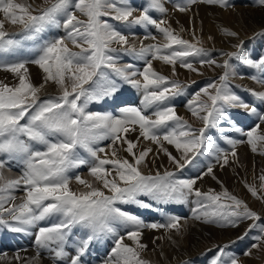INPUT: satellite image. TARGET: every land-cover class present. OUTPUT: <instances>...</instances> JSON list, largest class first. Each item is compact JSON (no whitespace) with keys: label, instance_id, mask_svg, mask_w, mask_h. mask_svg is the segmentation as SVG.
I'll use <instances>...</instances> for the list:
<instances>
[{"label":"snow or ice","instance_id":"snow-or-ice-1","mask_svg":"<svg viewBox=\"0 0 264 264\" xmlns=\"http://www.w3.org/2000/svg\"><path fill=\"white\" fill-rule=\"evenodd\" d=\"M44 2L48 6L37 9L15 0H0V14L3 15V20H0V53H9L20 47V41L11 38L5 30L4 21L21 25L25 38L32 39L46 26H61L58 18H62L66 33L64 37L42 43L38 56L30 61L45 74L44 83L39 87L29 79L26 66L29 61L0 62V70L10 72L18 79L15 86L0 84V225L12 232L27 233L30 229H36V246L48 249L57 264L65 257V246L72 229L76 227L86 230V235L79 240L77 254L70 257L68 264H80V257L89 245L104 236L114 237L115 244L103 264H147L140 256V252L146 248L140 242L142 230L146 227L178 230L179 218L171 216L167 224L146 225L138 215L117 205L151 208V204L139 197L166 204L185 203L189 196H194L197 205L193 209L195 219L231 228L239 227L244 221H252L237 240L258 229L255 236L257 243L251 245V249L264 248V220L247 204L226 190L219 194L211 191L203 193L195 187L196 179L178 178L173 171L166 170L162 175L159 172L144 175L140 166L153 150L134 151L138 142L128 140L125 135L138 127L140 136L159 145L158 150L168 157L177 170L191 165L197 156L205 153L214 155L217 163L223 161V167L229 163V156L236 157L235 149L243 141L225 137L231 151H222L214 141L207 139L205 133L210 128H216L221 119L230 118L227 108H242L256 116L259 123L247 131L238 127L229 130L245 136L254 153L258 151V145L264 148V131H261L264 111H258L257 107L246 103L230 89L229 77L236 75L231 71V65L227 61L217 65L225 69L219 81L197 91L188 103V110L203 123V127L196 130L179 117L175 106L169 103L183 94L184 86L156 72L152 61L171 65L173 75L177 63L195 72L197 69L188 58L206 52L202 47L181 38L167 26V20H157L151 15L152 11L161 15L167 13L163 0H147V6L140 9L132 6L129 0ZM196 3L228 7V0H186V3H177L174 7L177 11L185 12ZM258 3L264 6V0H258ZM137 11L139 15H134ZM104 17L129 27L153 26L162 35L164 43L142 45L137 49L134 44H129L134 34L130 37ZM225 34L237 35L226 30ZM149 38L157 39L156 36L144 37ZM69 44L80 51H72ZM113 45L136 59H143V69L137 70L132 63L120 66L117 58L111 55L117 51ZM235 47L240 49L242 45ZM225 55L242 59L249 68L264 73V57L244 58L239 51ZM205 63L212 65L216 62L201 61V65ZM102 69H110L116 78L142 91L143 107H122L119 116L87 111L89 103L99 102L119 90L117 80L110 78ZM251 78L264 86V79ZM49 82L57 86L60 94L41 99L39 93ZM250 94L264 103V91H251ZM201 96L207 97L210 103L202 101ZM148 109L153 110L151 116L145 114ZM105 140H110L111 146L118 142L126 144L124 151L132 157V162L118 158L115 149L111 152V158H101L100 154L106 152L105 148L94 145ZM162 141L173 145L180 155L177 157L169 153ZM77 149H83L91 157L89 174L100 183V188H94L78 175L75 176L76 182L89 191L77 193L70 188V170L89 163L79 156ZM13 161L22 165L21 174L15 179H5L3 170L10 168ZM109 165L110 169L106 167ZM210 174H213L212 164L203 173ZM260 181V190L264 191V176L260 177ZM17 190L24 193L19 204L15 203L17 197L13 195ZM104 190L109 194L106 195ZM248 191L254 198L264 201V196H258L256 187L248 186ZM53 218L56 222L48 226L41 224ZM117 226L127 229L126 238L136 247L124 243L125 236L118 235ZM232 243L235 241L218 245L209 264H239L238 257L228 255ZM251 249L246 250L244 255L250 256ZM225 257H228L227 260Z\"/></svg>","mask_w":264,"mask_h":264},{"label":"rangeland","instance_id":"rangeland-1","mask_svg":"<svg viewBox=\"0 0 264 264\" xmlns=\"http://www.w3.org/2000/svg\"><path fill=\"white\" fill-rule=\"evenodd\" d=\"M139 1L142 2V4H144V7L147 6V0H139ZM163 1H164V5H167V12L172 15V18H176V19L180 15H177L179 12L175 9L174 6L177 3H181V4L186 3V0H163ZM15 2L23 3V4H31L33 8H37V9L48 6L45 4L44 0H15ZM129 2L131 4H134L130 0ZM210 6L211 7L217 6V8H219L218 5H214V6L209 5V7ZM231 7H233V10H228V8H231ZM136 8L138 7L136 6ZM225 9H226V16L228 17V20L231 22H234V25L236 27L235 33H238V32L244 33L243 40H240L239 42V45H242L240 49H237L236 47L229 48L227 46H219V47L215 46L214 47L212 45L213 37L210 36V38H207L204 35V33L198 32L199 30L197 29L189 30L186 26L184 27L183 31L179 30V31H174V32L179 34L181 38L188 40L189 42L193 44H196L197 47H202L203 49H205V52H206V54L204 55L188 58L189 62L193 64V66L197 69V71L195 72L189 71L186 68L180 67L179 63H177L175 66V75H173L171 65H165L161 61H157V60L152 61L153 69L156 72H158L161 75H164L169 80L177 81L181 85L184 86L183 94L175 97L174 99L169 101V103L175 106L177 115L181 117L183 120L187 121L196 130H199L201 127H203V123L202 121H200L199 119H197L196 117L192 115V113L188 110L187 105L194 98V94L197 91L206 87L208 84L212 82L219 81V77L224 74L225 69L223 67H218L217 65H223L225 61H227L231 65V71L236 73L235 76L229 77L228 85L230 89L234 93L238 94L246 103H249L250 105L257 107L258 111H264V103H261L260 101H258L259 103L256 104L257 102L256 99L250 94L251 91H256L254 89V85L259 86V84L253 81L251 77L256 76L258 78L264 79V73L260 72L257 69L249 68L247 65L243 63L242 59L238 60L235 57L230 58L229 56L225 55V53H233V52L239 51L243 54L244 58L257 59L260 57H264V21L261 24H258L259 26H261L259 29L252 31L251 22L237 20V17L239 16L233 15L234 11L236 12V15H237V13H239L241 10H248V9H251L255 12L259 11L264 14V6L260 5L258 3V0H228V7L222 8V10H225ZM222 10L219 8L217 16L220 15ZM153 12H151V15ZM134 15H139V11L134 13ZM229 16H232V17L229 19ZM161 17L162 15L159 13V16H157L158 18L157 20H159ZM81 18L84 19L83 17ZM103 19L107 20L109 23L113 24L119 30L123 31L125 34H129L130 36H132V33L130 32V30L134 28H139L140 32L144 33V34L141 33L142 35L140 34V36H139L140 32L136 34L134 33V36H139V37L156 36L157 38L156 40H152L151 38H149V40L151 39L150 41L151 43L149 42L147 43V45L153 44V43L155 44L164 43L162 35L153 26H147V27L131 26L129 27L127 25L113 21L109 17H104ZM58 21L61 26H57V25L46 26L43 32L36 34L34 38L32 39H28L29 48H27V51H28L27 53L29 57L26 61H31L37 57L39 46L42 43L52 40V39L61 38L65 36L66 33H65L64 28L62 27L63 19L58 18ZM245 23H250L249 24L250 26L248 25L245 26ZM17 25L14 28V30L13 28H11L8 31V33L10 32L9 33L10 36L13 35L15 32H17V29L19 28V24ZM167 26L171 27L172 25H167ZM41 35L45 37L44 42H41V39H40ZM141 39H144V38H141ZM197 41H199V44H197ZM138 42H139V47H141L144 44L143 40L134 41L132 40V38H130L129 40V44L130 45L134 44L136 48L138 46V44L136 45V43ZM143 46H145V44ZM69 47L74 52L80 51V49L72 47L71 44H69ZM113 47H116L117 51L111 53V55L117 58V62L120 66H123L127 63H132L137 70L143 69L142 66H144L145 64L144 63L145 61L143 59H140L139 63H137L138 59L134 58L130 54H127L121 51L119 49V46L113 45ZM13 56L14 55H12V58ZM202 60L204 61L214 60L216 63L212 65H209L207 63L201 65ZM35 66L39 67L36 64ZM102 71L108 73L110 78H114L117 80V83L119 85V90L114 95L110 97H106L99 102L89 103L86 109L87 111L112 113V115L114 116H119L120 115L119 109L122 107H126V106H134L138 108L143 107L142 91H138L137 89L133 88L130 84L125 83L119 80L118 78H116L114 74L111 73L110 69H102ZM14 76L15 75L12 74V77ZM86 87H88V85H86ZM48 90L50 89L47 86H45L41 90V93H39L41 99H44L48 96H57L60 94L59 89L57 88L56 85L54 88V92H51V90L50 91ZM45 92L46 94H44ZM201 100L210 103V101H207V97L201 96ZM111 105H113V107H111ZM260 105L262 106L260 107ZM107 106H109V108ZM106 109H110L114 111L108 112ZM226 110L230 118L226 120L221 119L218 122L217 127L208 129L205 135L209 141H214L219 149H221L222 151H227V152L231 151V146L226 143L224 139L225 137L243 141L242 143H239L235 149L237 153L236 157L233 158L229 156V163L227 165H224L223 167H221V164L223 163V161H220L219 163H217L214 155L210 156L205 153L204 155L197 156L191 165H188L182 170H177L169 162L168 157L164 154V159H159L158 157L157 162H155L153 166L142 164L140 166V170L144 175H155L157 172H159L162 175L167 170V171L176 172V176L178 178L196 179L199 182L196 183L195 187L203 193H209L211 191L213 193L219 194L226 190L230 195L235 196L238 199L242 200L245 204L248 205L250 210L256 212L258 215L261 216L262 220H264V201H262L261 199L254 198L251 195V193L248 191V186H254L258 189V196H264V191L260 190V185H261L260 177L264 176V154H261V152L264 151V148L258 145V151L254 153L251 150V146L246 142L247 138L245 136L240 135V133H237L234 130H229V129H234L238 127V128L243 129L244 131H247V130H250L255 125V123L257 122L259 123V121L257 120L256 116L251 115L249 112H247L246 110L242 108H227ZM152 111H153L152 109H148L145 114L152 115ZM244 115H246L245 117L252 116L253 118L249 123H245L244 120H242ZM261 126H262L261 131H264V124H262ZM135 131L139 133L138 127L136 128ZM133 133L134 131H129L127 134L130 135L132 138L134 136L133 139L135 140L143 141V138L141 139L140 137L137 138L136 134L133 135ZM162 144H163V147L166 148L167 151L171 153L173 156L178 157L180 155V153L176 151L173 145H169L163 141H162ZM153 146L157 147L156 150L159 149V145L153 144ZM94 147L105 148L106 152L100 154L101 158H105V156H107L108 158H111V152L114 150L113 148L115 147L117 157L120 159H126L124 158L125 157V153L123 152L124 148L122 147L120 151L119 142L115 146L112 147L111 141L105 140V141H101L98 145H94ZM77 150H80V149H77ZM159 152H160V155L163 154L162 151H159ZM85 153L88 154L87 152L84 151V154ZM121 155H122V158H121ZM80 157L82 159H85L81 154H80ZM88 158L89 160L91 159L89 155L86 156V160H88ZM161 160H162V163H159V164H162L161 165L162 167L160 169V165L158 164V162ZM91 162L92 161L90 160L89 163L84 164L85 166L77 167L75 168V170L71 169L69 172L70 174L68 173V175L71 178L73 177L71 179L72 182L70 186V188L73 191L77 193L89 191L88 188L76 182L74 178L77 175L80 176L82 179L86 180L88 183L92 184L94 188L101 187L99 182L96 181L95 178L89 174ZM16 163L17 162H15L13 166H15L16 168H21V165L16 164ZM209 164L213 165V174L203 175V173L207 170V166ZM13 166H10V167L14 168ZM106 167L110 169L111 165L106 166ZM200 176H202L203 178L197 179ZM213 176L215 178H213ZM9 179H15V178L11 176L9 177ZM104 191L106 195L109 194L107 190H104ZM139 199H142L144 201L146 200L147 203L149 204L150 202H154L148 197H139ZM195 200H196V197L189 196L185 203L170 202V203H167L169 205H165V208L162 207V209L164 210V214L168 212L170 213V211L172 214L170 213L168 217L163 215V217L166 218L167 220L166 221L163 220L162 222L158 224H167L169 217L176 216L181 221L180 228L178 230L177 229H167V228H160L158 230L151 229L149 230V232L147 231L146 233H144L142 230V235L140 237V239L141 238L142 239L140 240V242L146 245V248L140 252L141 257L144 256L147 260H149L151 259L150 254L154 252L156 249L157 251L162 249L164 250L163 252H165L166 250H170L172 248L173 243L175 242L174 230H177L178 235L180 236L181 234L180 238L184 237L183 245L185 248L187 247L186 253L188 254V256L182 259L181 261L179 260L174 263H171L169 260L168 261L166 260L167 261L166 264H209L210 258L213 256L214 252L216 251L217 246L218 245L223 246L225 244H229L231 241H235V243L231 244V247L228 250V255L238 257L239 264H264V248L251 249V245H253L254 243H257V241L255 240V236L258 234V229H253L251 232H249V234L246 237H244V239L237 240V237L243 235V233L248 228L249 224L252 223V221H244L237 228L219 227L214 223H204V222H203L205 224L204 226L198 225L201 221L198 219H192L191 216L193 213L190 212L191 209L194 208L193 206L196 204ZM151 205L153 206V203H151ZM122 206L128 207V209L126 210H129L131 212L133 211L137 212V215L140 218L143 216L142 220H144L147 217V215H150L152 219H154L153 217L159 215V214L154 215L152 208H139L136 205H134L136 206V209H134V207L129 206V204H123ZM169 206L173 208V210H171ZM118 207H121V206H118ZM54 222H56L55 218H53V223ZM156 222H158V218L157 220H153L151 224L156 223ZM181 225H183L182 228H181ZM44 226H47V225H44ZM78 228L79 227H77V229ZM206 228H209L211 231L208 232ZM119 229H120V226H117V233L118 235H121ZM121 229L127 230L123 227H121ZM226 230H230L232 233L230 232L231 234H227V235H224L223 233H221L222 231H226ZM213 231L218 232V234L211 233ZM219 234L223 236L224 238L221 239L220 238L221 236ZM84 235H86V230H84ZM122 236H125L124 240L126 243L129 242V244L127 245L136 247L134 242L126 238V233L123 234ZM189 239L190 241H188ZM109 241H110V246L111 245L114 246L115 238L114 237L109 238ZM194 246L197 248V251L194 250ZM250 249H251V255L245 256L244 252ZM110 255L111 254L109 253L104 254V255L102 253L96 254L97 260L93 261L92 263L103 264L105 259H107ZM227 258L228 257H225L224 259L227 260ZM151 260L152 262H155V264H157L158 262V261H153V259ZM244 260H246L247 262H245ZM80 263L85 264V262H82V261H80Z\"/></svg>","mask_w":264,"mask_h":264},{"label":"bare ground","instance_id":"bare-ground-1","mask_svg":"<svg viewBox=\"0 0 264 264\" xmlns=\"http://www.w3.org/2000/svg\"><path fill=\"white\" fill-rule=\"evenodd\" d=\"M130 1H132L134 3V4L130 3L134 7H136V6L138 8H140L142 6L144 7V4H142V2H140L139 0H130ZM163 3H164V1H163ZM164 6L167 9V5H164ZM189 8H190L189 11H185V12L178 11L179 13L177 15H180V16L177 19L176 18H172V15L170 13H168V12L165 15H162V17L160 19L165 18L167 20V25H172L171 27L173 28L174 31H179V30L181 31V29H184V27L187 26V28L189 30H196V29L199 30L198 32L204 33V35L207 38H210V36L213 37L212 45L214 47L215 46H218V47L219 46H227L229 48L230 47H235L236 45L239 44L240 40H243L244 33H242V32L236 33L238 36L237 35L236 36H229V35L225 34V30L227 32H234V33L236 31V27L234 25V22L229 21L228 17L226 16V9L222 10V8L219 7L222 10V12L220 13V15L217 16V13L219 11V8H217V6L216 7H211L210 6L209 7V5H207V4L205 5V4H202V3H197V4H192ZM238 9H239V7H238ZM228 10H233V7L228 8ZM152 15H153V17L155 19H158L157 16H159V13L158 12H153ZM233 15L234 16H239V17H237V20L251 22L252 23V25H251V30L252 31H255V30L259 29L261 26H259L258 24H261L264 21V17H263L264 14L262 12H259V11L255 12V11H253L251 9L241 10L239 13H237V15H236V12L234 11ZM231 17L232 16H229V19ZM0 19L3 20V15L2 14H0ZM4 24H5V30L6 31H9L11 28H13V30H14V28L16 27V25H13V24H11L8 21H4ZM249 24L250 23H245V26L246 25L250 26ZM130 32L132 34H134V33L136 34V33L140 32V29L139 28H134V29L130 30ZM15 33H16V35H15ZM15 33L13 35H11L10 37L15 39V40H17V41H20V47L14 49L13 51H11L9 53H0V62H11V61H15V60H25L26 61L28 59V57H29V55L27 53L28 52L27 48H29L28 39L25 38V32L22 29L21 25H19V28L17 29V32H15ZM141 33H143V32H140L139 36H140ZM45 34H46V32H45ZM139 36H134V38H132V40H134V41L143 40L145 46L147 45V43H149L151 41V39L150 40L149 39H141V38H144V37H139ZM130 37H132V36H130ZM40 39H41V42H44L45 37L41 35ZM137 44H138L137 48H139V42L136 43V45ZM12 55H14L13 58H12ZM139 61H140V59H138L137 63H139ZM29 62L26 65L27 68H28L29 79H30L31 83L34 86L39 87L42 83H44L45 74H44L42 69H40L39 67L35 66V63H31V62L29 63ZM14 77H12V73L4 71V70H0V84H6V85H9V86H15V85L18 84V79H17L16 76H14ZM45 86H47L51 90V92H54L55 85L53 83L49 82ZM254 89L256 91H262V90H264V86H262L260 84H259V86L258 85L255 86L254 85ZM50 90H48V91H50ZM44 94H46V92ZM256 101H257L256 104H258L259 103L258 100H256ZM261 106L262 105H260V107ZM106 110L108 112L112 111L110 109H106ZM149 116H151V114ZM245 116L246 115H244V117ZM244 117H243L242 120H244L245 123H249L252 120V118H253L252 116L251 117H245V118ZM241 124H243V123H241ZM261 128H262V126H261ZM134 134H136L137 138L138 137H140V139L143 138L142 136H140V133H137L136 131H134L133 135ZM130 135H131V133H130ZM130 135H128V134L126 135V138L128 140H131L133 142H138L137 149H134V151L138 152L139 150H143V149H146V148H152V150H153L149 154V156L146 158V161H145L144 164L153 166L155 164V162H157V158L158 157H159V159H164V153L160 155V152L158 150H156L157 147L153 146L152 142L144 140V139H143V141H138V140L133 139L134 136L132 138ZM107 141H110V140H107ZM119 147H120V151H121V148L122 147L126 148L127 145L123 144L122 142H119ZM113 149H115V147ZM77 151L79 153V156L81 154L86 160V156L88 154H86V153L84 154V150L83 149H80V150H77ZM123 152L125 153V157L124 158H126V159H128V160H130L132 162V157L129 156V154L126 151H123ZM243 153H244V151H243ZM121 158H122V155H121ZM90 160L88 158L87 161H90ZM13 162L11 163L10 166H13L15 164V162L14 163ZM159 163H162V160L159 161L158 164ZM16 164H18V163H16ZM159 165H160V169H161V167H162L161 165L162 164H159ZM82 166H85V165H82ZM13 167L14 168L10 167L8 169L6 168V169L3 170V176L5 177V179H9V177H11V176L13 178H17L21 174L22 165H21V168H16L15 166H13ZM86 168H87V166H86ZM73 169L75 170V168H73ZM152 170H154V169H152ZM113 175H115V174L113 173ZM197 179H199V178H197ZM71 182H72V180H71ZM197 182H199V181H197ZM70 186H71V183H70ZM13 195H15L17 197L15 203L19 204L21 202L20 198L23 197L24 193H23L22 190H17V191H15L13 193ZM154 202H150V204L153 203V206L151 207L153 209V214L154 215L159 214V215L153 217L154 219H152L150 215H147V217L143 220L146 225L147 224H151V222H153V220H157V218H158V222H156V223H160L163 220L166 221L167 219L164 218L163 215L168 217L169 214L171 213V211H170V213L168 212V213L164 214V210L162 209V207L165 208V205H169V204H167V203L166 204H161V203H157V202L154 203ZM122 205L123 204H119L118 206H121L124 209H128V207L122 206ZM129 206H133L134 209H136V206H134V205H129ZM193 207L196 208L197 205L195 204ZM193 209H191V211H190L191 213H193ZM171 210H173V208H171ZM138 212H140V211H138ZM133 213H136V215H137V212L133 211ZM142 217H141V219H142ZM191 217H192V219H195L194 218V214H192ZM200 221L201 222L199 224L198 223H196V224L204 226L205 224L203 223V220H200ZM51 223H53V219L41 222V224L43 226L44 225L48 226ZM180 223H181V221H180ZM182 226L183 225H181V228H182ZM121 227L122 226H120L119 231H120L121 235H123V234H125L127 232V230L121 229ZM149 230H151V229L146 227V228L143 229V232L146 233L147 231L149 232ZM194 230H195V228H194ZM206 230L208 232L211 231L209 228H206ZM35 231H36V229H30L27 233L10 231V240H11V242L13 244V245H11L8 242L7 238L5 236H3L2 232H1V228H0V264H57V262L53 259V254L48 249L39 248L40 250L37 251L38 247L34 245V243H35V235H34ZM230 232H231L230 230H226V231H222L221 233H223L224 235H227V234H231L232 233V232L231 233ZM211 233L218 234V232H216V231H213ZM174 235H175V239H174L175 242L174 243L172 242L173 245H172V248L170 250H166L165 252H163L164 250H162V249L158 250V251L156 249L154 252H152L150 254L151 255V259H153V261H158L157 264H163V263L166 264V262L168 260L171 263H174V262L179 261V260L181 261L182 259H184V258H186L188 256V254L186 253L187 247L185 248L184 245H183L184 237L180 238L181 234L179 236L177 230H174ZM84 237H85L84 229H81V228L77 229V227L72 229V232H71V234H70V236L68 238V242H67V244L65 246L66 255L63 258V260L60 261V264H68V261H69L70 257H74L77 254L76 249H77V246H78V242H79L80 239H82ZM109 238H113V237L104 236V237H101V238H98V239L94 240L89 245V247L86 250V252L84 253V255H82L80 257V261L85 262V264H94L92 262L97 260L96 254H100V253H102L103 255L107 254V253L111 254V250H112V248L114 246H112V245L110 246ZM220 238L223 239L224 237L221 236ZM154 239H156V238H154ZM112 241H114V240H112ZM188 241H190V239ZM124 243L125 244H129V242L126 243L125 240H124ZM177 245H179V246H177ZM193 245H195V244H193ZM194 250L197 251V248L195 246H194ZM141 258L143 260H145L147 262V264H155V262H152L151 259L147 260L144 256H142ZM23 261H25V262H23ZM244 261L247 262L246 260H244ZM80 264H82V263H80Z\"/></svg>","mask_w":264,"mask_h":264}]
</instances>
